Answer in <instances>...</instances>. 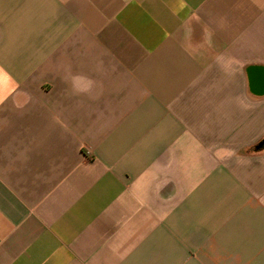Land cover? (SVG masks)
Returning a JSON list of instances; mask_svg holds the SVG:
<instances>
[{"label": "crops", "instance_id": "crops-1", "mask_svg": "<svg viewBox=\"0 0 264 264\" xmlns=\"http://www.w3.org/2000/svg\"><path fill=\"white\" fill-rule=\"evenodd\" d=\"M264 0H0V264H264Z\"/></svg>", "mask_w": 264, "mask_h": 264}, {"label": "trees", "instance_id": "trees-1", "mask_svg": "<svg viewBox=\"0 0 264 264\" xmlns=\"http://www.w3.org/2000/svg\"><path fill=\"white\" fill-rule=\"evenodd\" d=\"M264 149V136L258 140L252 147H249L250 151L256 152Z\"/></svg>", "mask_w": 264, "mask_h": 264}]
</instances>
